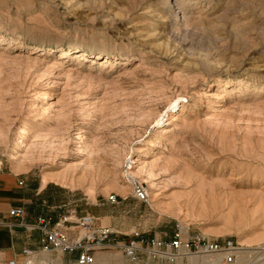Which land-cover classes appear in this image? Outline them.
<instances>
[{
    "label": "rangeland",
    "instance_id": "rangeland-1",
    "mask_svg": "<svg viewBox=\"0 0 264 264\" xmlns=\"http://www.w3.org/2000/svg\"><path fill=\"white\" fill-rule=\"evenodd\" d=\"M0 162L66 176L112 244L180 229L264 264V0H0ZM94 258L125 264L113 247Z\"/></svg>",
    "mask_w": 264,
    "mask_h": 264
},
{
    "label": "built area",
    "instance_id": "built-area-1",
    "mask_svg": "<svg viewBox=\"0 0 264 264\" xmlns=\"http://www.w3.org/2000/svg\"><path fill=\"white\" fill-rule=\"evenodd\" d=\"M134 197L146 202L147 194L138 185L134 186ZM117 197L110 195L107 202L117 203ZM11 216H23V210L16 208L10 211ZM97 219L85 214L76 222L68 216H62L54 225L42 217L33 224L24 225L29 231L42 233L40 252L54 250L63 254H75V264H94V250L117 248L125 257V264H177L189 257L211 256L220 259L221 264H236L242 246L229 239H214L202 233L185 234L178 229L171 238L163 240L154 238L147 242L131 240L126 243L112 244L114 231L109 227L96 224ZM77 229L81 231H74ZM36 250L24 248L22 264H36ZM16 264V263H11Z\"/></svg>",
    "mask_w": 264,
    "mask_h": 264
},
{
    "label": "crops",
    "instance_id": "crops-1",
    "mask_svg": "<svg viewBox=\"0 0 264 264\" xmlns=\"http://www.w3.org/2000/svg\"><path fill=\"white\" fill-rule=\"evenodd\" d=\"M12 167L0 165V264H22L25 261L24 248L36 250L37 259L44 258L49 263L75 264V254L54 250L40 252L42 233L29 231L24 225L35 223L38 217L48 220L50 225L62 216L76 222L85 214L104 220L103 214L95 209L88 210L87 203L81 208V199H74L69 188L50 180L44 181L31 171H19L13 164ZM16 208L23 210V216L9 214Z\"/></svg>",
    "mask_w": 264,
    "mask_h": 264
},
{
    "label": "bare ground",
    "instance_id": "bare-ground-1",
    "mask_svg": "<svg viewBox=\"0 0 264 264\" xmlns=\"http://www.w3.org/2000/svg\"><path fill=\"white\" fill-rule=\"evenodd\" d=\"M180 13V12H179ZM179 15V14H178ZM180 16V15H179ZM178 17V16H177ZM180 20V22H181V19H179ZM179 22V21H178ZM28 49V48H27ZM32 49V48H31ZM37 50V49H36ZM39 50V49H38ZM41 52V51H40ZM39 52V53H40ZM47 52V51H46ZM66 53V51H64V52H62V54H65ZM44 54V53H43ZM61 54V55H62ZM70 54V53H69ZM48 55V54H47ZM66 57V56H65ZM95 57V56H94ZM47 97V96H46ZM181 100V99H180ZM177 104H178V101H176L175 100V102L170 106V111H172V110H174L176 107H177ZM180 104V103H179ZM218 108V107H217ZM167 113H165V114H163V115H160L159 116V119H157V121H156V123H157V125H159V124H161L162 122H163V119H164V117H166L167 115H166ZM24 124V123H23ZM23 126H25V125H23ZM78 127V126H77ZM27 128V127H26ZM26 128L25 127H22V128H20V130H19V137H20V139H23L24 137H25V135H26ZM82 129V128H81ZM18 131V130H17ZM82 131V130H81ZM78 132H80V131H77V133ZM78 135H80V134H78ZM76 137H77V135H76ZM83 138V137H82ZM79 139H81V137H79ZM24 140V139H23ZM26 140H27V137H26ZM77 141H79V140H77ZM84 141V140H83ZM79 142H81V141H79ZM84 143V142H83ZM80 145V144H79ZM22 146H25V145H23V143H22V140H18L17 142H15L14 144H13V146H12V148H11V150H10V153L8 154L9 155V159H10V161H12V162H14V163H16L17 164V157H16V155H17V150L18 149H20ZM81 146V145H80ZM84 147V146H83ZM81 148V147H80ZM23 149V148H22ZM83 149V148H82ZM81 150V149H80ZM134 150L135 149H131L130 150V154L128 153V155H131V157H130V161L131 160H135L134 159V156H133V154H134ZM131 165H135V167H133V169H131L130 171H126V173H125V175H124V177H125V180H126V183L128 184V185H132L134 182H135V180H136V178H137V162H134V163H132ZM150 176H151V174H150ZM148 177H149V174H148ZM47 178H48V176H47ZM46 177H43V180L45 181V180H48ZM52 179V178H51ZM51 179H49V180H51ZM54 179V178H53ZM65 181H67V177L66 176H60V177H57L56 179H55V181L54 182H56V183H58V184H61V185H64V183H65ZM103 220V219H102ZM101 220V221H102ZM183 230H186V229H183ZM242 249V248H241ZM257 251H259V249L257 250ZM255 254H257L256 256L257 257H259L258 258V261L256 260L255 262H262V261H264V254H263V256H260L261 255V252L259 251V252H254ZM250 254V253H249ZM190 258V257H189ZM217 263L218 264H220V259H218V261H217ZM216 263V264H217Z\"/></svg>",
    "mask_w": 264,
    "mask_h": 264
}]
</instances>
